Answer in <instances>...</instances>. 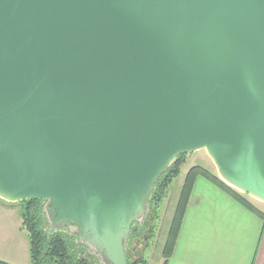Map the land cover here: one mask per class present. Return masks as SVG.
<instances>
[{
	"label": "water",
	"instance_id": "1",
	"mask_svg": "<svg viewBox=\"0 0 264 264\" xmlns=\"http://www.w3.org/2000/svg\"><path fill=\"white\" fill-rule=\"evenodd\" d=\"M264 203V0H0V199L105 264L180 155Z\"/></svg>",
	"mask_w": 264,
	"mask_h": 264
},
{
	"label": "crops",
	"instance_id": "2",
	"mask_svg": "<svg viewBox=\"0 0 264 264\" xmlns=\"http://www.w3.org/2000/svg\"><path fill=\"white\" fill-rule=\"evenodd\" d=\"M179 196L173 204L166 200L161 209L162 219L170 221L167 237ZM24 233L20 205L0 199V261L32 264L30 239L23 238ZM167 237L162 238L160 264L165 262ZM168 264H264V220L222 188L198 177Z\"/></svg>",
	"mask_w": 264,
	"mask_h": 264
},
{
	"label": "trees",
	"instance_id": "3",
	"mask_svg": "<svg viewBox=\"0 0 264 264\" xmlns=\"http://www.w3.org/2000/svg\"><path fill=\"white\" fill-rule=\"evenodd\" d=\"M188 155L178 156L174 163L162 174L153 188L149 209L142 222H135L131 228L127 244V260L129 264H149L148 256L129 252V245L133 242H143L148 248L157 237L158 221L161 209L169 196L170 188L175 179L181 175V169L187 161ZM198 177H203L225 190L239 203L259 215L264 220V212L258 209L247 195L238 192L224 183L218 174L202 166L192 167L184 180L175 214L172 219L166 244L163 249L164 264H168L175 250V245L182 227L192 190ZM23 217V228L30 239V258L32 264H96V256L86 244L80 242L77 232L67 229L51 231V226L45 213L46 203L43 201H23L18 203ZM133 251V250H132ZM0 264H7L0 261Z\"/></svg>",
	"mask_w": 264,
	"mask_h": 264
},
{
	"label": "rangeland",
	"instance_id": "4",
	"mask_svg": "<svg viewBox=\"0 0 264 264\" xmlns=\"http://www.w3.org/2000/svg\"><path fill=\"white\" fill-rule=\"evenodd\" d=\"M194 166H202L205 169L210 170L212 173L217 174V169L216 166L214 165L213 161L211 158L208 156L205 150L198 151L197 153H193L191 155L187 156V161L183 165L181 169V175L174 180L172 183V186L170 188V193L168 198L166 199L168 203L173 204L175 203L176 200L178 199L179 192L181 190L183 180L185 179L186 173ZM207 180V179H206ZM247 197L251 200V202L262 212H264V203L251 198L250 196L247 195ZM166 215V213H164ZM161 213H160V218L158 221V232H157V237L152 243L151 247L145 248L143 242L140 241H135L132 243V245H129V252L136 254L142 255L143 251H149L148 249L150 248L151 251L147 253L146 256H149L147 259L150 260L151 264H160V259H161V247L163 245L162 238L167 237V231L169 228L170 221L168 217L165 219H162ZM49 225L50 222H49ZM160 225V227H159ZM63 229H67L71 232H76V228L73 226H69ZM23 238H29L27 232L25 231ZM92 254L96 256V264H105L102 260V258L96 253L94 249H92ZM133 250V251H132Z\"/></svg>",
	"mask_w": 264,
	"mask_h": 264
}]
</instances>
